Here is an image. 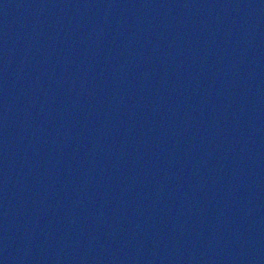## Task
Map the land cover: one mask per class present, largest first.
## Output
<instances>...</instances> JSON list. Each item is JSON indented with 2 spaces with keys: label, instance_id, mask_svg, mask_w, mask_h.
Instances as JSON below:
<instances>
[{
  "label": "water",
  "instance_id": "obj_1",
  "mask_svg": "<svg viewBox=\"0 0 264 264\" xmlns=\"http://www.w3.org/2000/svg\"><path fill=\"white\" fill-rule=\"evenodd\" d=\"M0 264H264V0H0Z\"/></svg>",
  "mask_w": 264,
  "mask_h": 264
}]
</instances>
